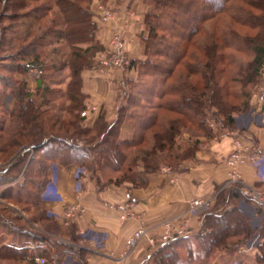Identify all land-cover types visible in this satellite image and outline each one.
I'll return each instance as SVG.
<instances>
[{
	"label": "trees",
	"instance_id": "1",
	"mask_svg": "<svg viewBox=\"0 0 264 264\" xmlns=\"http://www.w3.org/2000/svg\"><path fill=\"white\" fill-rule=\"evenodd\" d=\"M93 1L0 0V49L5 47V58L11 61L4 70L13 75L0 71V95L15 100L11 107L4 101L0 115V159L10 158L19 148L28 154V145L35 151L24 172L23 155L0 168V195L25 204L18 206L22 211L31 207L40 211L26 218L18 208L0 201V258L22 264H65L67 257L75 258L69 241L82 237L78 226L61 223L53 210L43 206L55 164L77 163L103 185L130 181L142 186L147 173L163 164L174 170L192 157L201 135L216 134L211 121L222 131L235 129L232 113L250 107L244 98L245 84L239 89L238 83L252 74L236 65L240 60L235 52L252 50L253 71L262 73L264 38L257 40L259 33L253 30L260 27L264 33V0H145L151 5L144 19L149 33L141 35L144 56L133 59L137 75L127 79L131 89L123 93L124 102L113 120L101 114L84 124L81 111L90 94L83 71L94 65L95 54L104 48ZM32 68L38 72L40 104L25 76ZM66 69V91L44 85L62 77ZM62 93L70 101L67 105L59 104ZM185 128L195 131L186 138V146L179 147ZM137 146L146 154L127 163L129 150ZM17 165L21 169L16 171ZM38 171L40 180L31 176ZM232 189L231 196L238 197L240 185ZM225 191L219 189L217 203L203 212L204 230L160 244L147 260L207 264L205 259L217 248L236 249L249 239L254 229L242 211L218 213L216 205ZM7 208L16 216L7 214ZM42 223L51 230H42ZM86 251H80L83 261ZM42 257L45 263L40 262Z\"/></svg>",
	"mask_w": 264,
	"mask_h": 264
},
{
	"label": "crops",
	"instance_id": "2",
	"mask_svg": "<svg viewBox=\"0 0 264 264\" xmlns=\"http://www.w3.org/2000/svg\"><path fill=\"white\" fill-rule=\"evenodd\" d=\"M139 3L143 7L139 6V12L135 11V17L129 18L131 14L128 12L127 16L122 8L129 3L126 0H116L114 4L120 9L115 17L108 22H98L99 38L104 45L109 44L115 27L123 29L125 48L133 59L145 54V46L140 37L148 8L142 1ZM93 8L97 11L95 4ZM136 74L135 70L125 74L122 69L99 73L94 68L86 69L83 71V77L90 93L89 103H99L107 117L113 120L116 117L120 96L117 93V86L125 78H134ZM257 102V109L262 112L264 102L260 100ZM216 131L213 136L201 135L199 146L192 157L183 159L172 172L161 167L147 173V181L142 186H135L130 181L103 185L104 182H99L91 176L87 178L84 190L79 195L81 167L77 163L55 164L52 180L43 193V206L53 210L63 223L62 215L68 204L80 202L83 208L71 223H75L79 231L84 230L82 236L86 240L95 243L92 248L86 249L84 261L80 256L78 258L69 256L65 264H78L80 259L82 260L80 264H109L112 254L117 256L125 250L128 236L139 224L137 218H121L118 206L125 201L127 192L136 199L135 210L141 214L149 232L127 258L117 259L116 264H152L147 258L161 244L162 222L168 218H177L176 224L185 220L189 225L188 234L194 237L198 231L204 230L202 215L205 208L193 213L190 211L191 201L196 198L212 199L214 205L217 203L219 189L226 191L216 205L218 213L234 208L242 211L254 229V234L245 242L251 240L257 233H260L261 239L258 245L247 251L240 250V245L236 249L217 248L210 258L216 252L226 258L241 254L244 258L237 259L241 264H264V213L250 199L243 197L241 190L238 197L231 196L232 187L238 183L229 181L232 166L227 162V158L235 146L230 136H221L220 129ZM237 135L252 151L262 152L264 125L260 121L248 122L244 131ZM239 169L245 183L257 187L264 193V158L240 164ZM234 262L231 261L229 264Z\"/></svg>",
	"mask_w": 264,
	"mask_h": 264
},
{
	"label": "rangeland",
	"instance_id": "3",
	"mask_svg": "<svg viewBox=\"0 0 264 264\" xmlns=\"http://www.w3.org/2000/svg\"><path fill=\"white\" fill-rule=\"evenodd\" d=\"M108 1L109 0H107V1L94 0L93 1L92 7L94 6V4H95V7L97 6V11H96L95 8H93V9H95L94 12H95V18H96L97 22H108V21L102 20V18H101V6L102 5L106 6V7H109V8H112L114 13H115V15L117 14V11L120 9V8L119 9L117 8V4L116 5L114 4L116 2V0L115 1L114 0L113 1H109L110 3ZM126 1L129 4H127L125 7H122V8L127 13V16H129V14H131L129 18H131L132 16L135 17V11L136 10H138V12H139V6H142L139 3L141 1L148 8L146 13L151 9V5L147 4L145 0H126ZM0 8H1V6H0ZM179 11H181V10H179ZM128 12H129V14H128ZM168 12H170V11H168ZM146 13H145V15H146ZM179 13H181V12H179ZM186 15H188V14H186ZM3 22L8 23L9 21H8V19H5ZM98 27H99V25H98ZM116 28H119V29L122 30L123 36L125 38V33H124L123 29L120 28V27H115L114 30ZM260 30H262V28H260V27H257V28H255L253 30L254 34H256L257 32L259 33L257 40H260V39L264 38V33L262 34ZM142 32L143 33L141 35H145V34L147 35L149 33L148 32V27H147L145 22H144V25H143V28H142ZM169 38H171L173 41H175V39H173L174 37H169ZM108 46H109V44L108 45H104V48L99 50L95 54V56H94V62H95L94 65L92 67L86 68V69H93L94 68L96 70V72H98V73L102 72L100 70V61L98 60V57H99V55L101 53L107 51ZM4 48L5 47H2L0 49V71L3 70L2 72H6L7 74L12 75L11 73H9V71L4 70V67L7 64L6 62H11L8 58H5L6 57L5 54L7 53V51L3 50ZM190 48L193 49V46H190ZM244 48H245L244 50H242V51H240L238 53L235 52V51H233V52H235L236 53L235 55L238 56V58H237L238 61L240 60L238 63H236V65L240 66L242 68V70H244V74H246V73L252 74L250 76V78H244L243 77L242 78L243 82L241 81V82L238 83L239 84L238 85L239 89H241V84L242 83L245 84L243 88L247 92V95H245V96H248V97L246 98L244 96V98L249 100L250 107L247 110H243L242 107H241V108H239L238 110H236V111H234L232 113L233 117L235 119L236 128L235 129H231L230 128L229 130H233L236 134L239 133V132H243L244 128L248 124V122H250V121H260V114H259L260 111H258V109H257V104H258L257 100L258 101L260 100L261 102H264V92L262 90V87L264 86V64L261 66L262 73H259V74L254 73V71H253V67H255V62H254V56L255 55H254V52L252 50H250V49H247V47H244ZM8 52H10V51H8ZM109 70H111V72H112V71L117 70V69L114 68V69H109ZM122 70L125 72V74H126V72H131V70H135L137 72V67L135 65H133V58H132V66H130L129 68H123ZM236 72L237 71H235V73ZM25 76L28 79V84H29L30 89L32 90L33 98L37 101L38 104L42 103V99H41V96H40L41 92L37 89V82H38V72H37V70H35L33 68L30 69L25 74ZM236 78H238V80L241 79L240 75H236ZM127 79L128 78H125V80H122L120 82L119 86H117V93L120 95L119 96L120 98L118 97V101H119L118 104H117L118 106L121 105L124 102L122 95L125 92V90H130L131 89V84L128 82ZM68 80H69V72H68V69H66L64 71L62 77H60L59 79H48V80L45 81L44 85L47 84L50 87L61 88L63 90V92H64V90L66 91V89H67ZM83 82H84V87L87 90V86L85 85L84 77H83ZM0 88H1V85H0ZM62 94L63 95L61 96V99L58 100L59 104L67 105L70 101H69V99H68V97H67V95L65 93H62ZM4 101L7 102V104L10 107L13 106V104L15 102L14 98H12L11 95H9V94L8 95H0V115L3 114L2 110L4 108ZM237 101H240V100H237ZM87 104L88 105H87V107L84 110H88V113L86 115H83V111L84 110L81 111L82 116L85 117L84 120H83L84 124H91L101 114H105L106 117H107V114H106L105 110L101 107V105L99 103H93V102L89 103V101L87 100ZM94 106H96L97 108H93ZM109 120H112V119H109ZM185 130L188 131V132L185 131V133L182 136L179 137V140H178L179 145H180L179 147L186 146V144H187L186 138H188V136H190L189 135L190 132H194L195 131V129H188V128H185ZM127 133H129V132L127 131ZM28 146H29L28 148H30V151L28 152V154L27 153H22L23 149L19 148L18 150L15 151V153L10 158L5 159V160L0 159V168L8 166L15 158H18V156L23 155V156L27 157L25 159L26 161L24 162V166H23V172H24L25 168H27V166L30 165V162L32 160V156H33V154L35 152L34 148L32 147V145H28ZM141 148H143V147L142 146L132 147L129 150V156L126 159V162L127 163H132L134 158H136L137 160L138 159L140 160L146 154V151L141 149ZM166 166H169V165L168 164H163L161 167H166ZM20 169H21V167H19V165H17L15 170L17 171V170H20ZM88 172H89V170H88ZM31 176H33L34 178L36 177V179H38V180H40L42 178V177L41 178L39 177L40 176L39 171L37 173H32ZM89 177H91V173L90 172H89ZM0 201H2L3 203H6L7 205H9V206H11V207H13L15 209L18 208L19 210H21V209L18 206L24 207V205H25V204L23 205L21 202H17L15 200V198L14 199L13 198H8L6 200H3L1 195H0ZM211 206H213V202L211 203V205H209L204 210H207ZM1 208L2 207L0 206V209ZM7 212H9L7 214H9L10 216H13V217L16 216L15 213L12 212V210H9V208H7ZM21 212L26 218H28V216H30L31 214H36L37 215V214L40 213V211L35 210V208H32V207L27 212L26 211H22V210H21ZM176 219L177 218H168L166 220L175 221ZM178 224L179 225L183 224L182 225L183 227L181 228V230H183V232H185V231H187L189 229V227H188L189 225H188L187 221H185V220L182 221V222L179 221ZM42 225H43V227L40 226V228L42 230L46 231L47 229H50V228L47 227L49 224L42 223ZM66 225H68V224H66ZM146 226H147V224H146ZM51 228L53 229V227H51ZM183 236H185V235H183ZM180 237H182V236H180ZM69 242L71 243V242H74V241H69ZM235 257L226 258L225 256H220L218 254V252H216L213 255L212 258L205 259V262H207L208 264H229V263H231V261L232 262L237 261L238 258H244V255H241V254L239 256L235 255ZM209 260H210V262H209ZM16 261H18L19 264L24 263V262L20 263L19 260L0 258V264H16ZM168 262H169L168 264H173V262L171 260L168 261Z\"/></svg>",
	"mask_w": 264,
	"mask_h": 264
},
{
	"label": "built area",
	"instance_id": "4",
	"mask_svg": "<svg viewBox=\"0 0 264 264\" xmlns=\"http://www.w3.org/2000/svg\"><path fill=\"white\" fill-rule=\"evenodd\" d=\"M115 13L112 8L101 6V18L104 21H109L114 18ZM98 60L100 61V70L102 72L109 69H123L129 68L132 66V58L127 52L125 48V38L123 36V32L121 29L116 28L106 52H103L99 55ZM264 92V86L262 87ZM93 108H97L94 106ZM88 110L83 111V115H86ZM260 114V122L264 125V110L259 113ZM212 125L217 129L216 124L211 121ZM221 136H230L234 142V150L231 155L227 158V162L232 166V171L230 173V182L238 183L240 185L241 194L243 197L250 199L254 204H256L257 208L264 213V193L258 189L257 187L245 183L242 178V174L240 172L239 166L240 164L246 163L248 161H259L261 158H264V148L261 153L252 151L251 148L244 144L241 137H239L232 130H224L220 134ZM169 172H172V168L170 166L164 167ZM89 177V172L86 168H81L80 175V184H79V195L82 194L87 178ZM213 202L212 199L206 198H196L190 203V210L194 213L197 212L201 208H207ZM136 199L130 193H126V199L122 203L119 204L118 208L120 211V215L122 219L128 218H137L139 221L136 229L128 236L126 242L125 250L120 254L115 256L112 254L109 264H116L117 259H125L129 254L133 251V249L138 245L140 240L148 235L149 228L146 226L141 214L135 210ZM83 206L80 202H74L68 204L64 214H63V222L65 224H70L73 219H75L79 212L82 210ZM183 225V224H182ZM182 225L176 224L175 221L165 220L162 222V231H161V240L160 243L170 242L180 236L187 235L188 231L183 232L181 228ZM84 230H81L80 233L83 234ZM261 235L257 233L255 237L251 240L241 244L239 246L240 250L247 251L258 245L260 242ZM72 244V254L78 258L80 255V251L82 249H90L95 243L93 241L86 240L85 237H80L77 241L71 242ZM46 258L42 257L40 259L41 263L46 262Z\"/></svg>",
	"mask_w": 264,
	"mask_h": 264
}]
</instances>
